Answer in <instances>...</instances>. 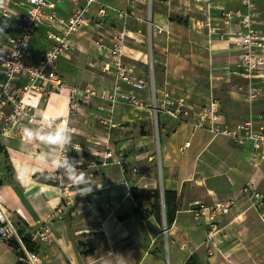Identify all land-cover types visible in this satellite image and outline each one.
I'll return each instance as SVG.
<instances>
[{"label": "crops", "instance_id": "1", "mask_svg": "<svg viewBox=\"0 0 264 264\" xmlns=\"http://www.w3.org/2000/svg\"><path fill=\"white\" fill-rule=\"evenodd\" d=\"M102 1L114 8L124 6V0L121 4ZM213 1L225 11L241 8L240 0ZM69 7L66 0L59 6V13L66 16ZM139 8V15L144 17V4ZM171 14L182 18L175 16L181 20H173ZM212 14L221 12L215 10ZM113 18L116 19L109 12L106 21L96 22L86 33L73 35L72 52L62 57L59 65V74L67 83L111 88L113 74L102 71L106 55L92 40L101 24L113 31L120 29L121 21L113 22ZM150 18L163 32L152 29L149 51L144 44L147 36L143 22L130 19L126 24L130 38L123 60L131 75L143 80L151 76L159 97L163 92L174 98L183 97L193 111L214 98L220 103L219 112L226 124L251 119L256 129L264 133V82L247 81L240 76V51L227 40L229 33L240 29L238 20L223 26L218 33H225L221 39L199 29L201 12L192 0H172L169 5L154 0ZM44 41V31L39 29L33 44L41 47ZM20 82L24 83V79ZM255 88L261 94L248 101L247 93ZM139 96L150 101L148 92ZM9 112L7 108L6 113ZM153 115L149 106L139 109L118 103L112 120L121 126L120 131L113 133L96 123L85 106H71L67 92L51 93L41 101L38 116L42 121L47 123L54 118L69 123L71 133L85 139L84 147L90 156H98L94 166L93 160L78 166L93 184L92 192L86 196L76 194V189L50 162L42 163L41 154L53 151L49 146H38L42 153L35 155L25 147L31 144L0 135L1 193L7 211L24 234L31 237L46 230L50 235L47 242L39 237L31 240L37 248L38 264H189L193 256L198 258L197 264H221L224 259L232 264H264V161L250 166L249 144L238 145L225 136L213 137L205 130H195L191 125L194 117L177 121L161 114L158 174L153 169ZM10 129L6 133L11 134ZM117 135L123 139L121 148L129 146L132 138L140 148L122 154V168L114 158L102 165L106 147L96 146L95 141L108 139V148L116 151L111 140ZM186 142L189 145L183 147ZM3 166H10V171L3 170ZM135 168L137 171L133 172ZM36 174L45 182L33 180ZM160 187L162 193L176 192L170 226L163 225L162 218L157 220L150 209L147 212L143 203L145 213L120 218L138 206L132 188ZM229 199L235 200L231 213L218 216L214 226L194 218L196 203L210 206ZM89 238L94 242L102 239L103 246L95 254L81 253L80 240ZM18 260L13 248L0 241V264H16Z\"/></svg>", "mask_w": 264, "mask_h": 264}, {"label": "built area", "instance_id": "2", "mask_svg": "<svg viewBox=\"0 0 264 264\" xmlns=\"http://www.w3.org/2000/svg\"><path fill=\"white\" fill-rule=\"evenodd\" d=\"M65 1L0 0V70L3 75L0 81V135H6V130L16 124L17 118L23 120L21 114L26 109H36L51 93L67 92L71 106L95 100L108 102L109 117L101 119L100 123L110 129L118 128V124L110 117L118 103H126L139 109L149 106L154 110L155 117L157 113L177 121L194 117L191 125L195 130H205L213 137L225 136L238 145L249 144L251 148L247 162L250 166L264 161V133L256 129L251 119L226 124L219 112L220 103L216 99H210L208 104L193 111L183 97L174 98L165 92L159 97L151 76L149 80H143L131 75L123 60L126 43L130 38L126 24L130 19L146 22V18L139 15V5L146 6V14L150 17L153 0H124L122 8L111 7L102 0H67L70 7L68 14L63 16L59 13V6ZM162 1L169 5L172 0ZM192 1L199 5L201 12L198 27L209 36L216 34L222 39L225 33H218L223 26L229 25L234 19L238 20L240 29L229 33L227 40L234 49L240 51L237 64L239 74L247 81L264 82V29L261 28L264 27V18H261L264 0H240L241 8L236 11H225L213 0ZM215 10L221 14L213 15ZM109 12L121 21L120 29L113 31L105 25L104 34L95 35L92 43L106 55L107 61L103 64L102 71L113 74L111 88L92 85L81 88L67 83L59 74V65L62 57L72 52L73 35L86 33L96 22L105 20ZM147 24L148 34L151 35L153 28L163 32L151 20ZM39 29L44 31L45 43L41 47L33 44ZM21 79H24V83L20 82ZM145 92L149 93V102L139 96V93ZM260 94L259 88L249 90L246 99L253 101ZM7 108H10V113H6ZM108 145L107 139L102 165H107L114 158L117 159L115 163L122 168V154L109 149ZM188 145L186 142L183 147ZM78 161V165H83L81 160ZM94 165L91 162V166ZM136 171L135 168L133 172ZM1 187L0 168V241L6 245L13 240L17 241L28 264H38L37 253L28 251L21 241L7 211ZM196 204L194 218L214 226L218 216L231 213L235 200L229 199L210 206ZM35 237L50 241L46 230L30 238L33 241ZM221 264L232 263L224 259Z\"/></svg>", "mask_w": 264, "mask_h": 264}, {"label": "rangeland", "instance_id": "3", "mask_svg": "<svg viewBox=\"0 0 264 264\" xmlns=\"http://www.w3.org/2000/svg\"><path fill=\"white\" fill-rule=\"evenodd\" d=\"M110 1V3H116V4H121L122 3V0H108ZM111 3V4H112ZM154 3V0L152 2V4ZM144 9H145V16L144 18H146V22H143L142 23V28H143V31L144 33L146 34V39H144V44H145V47L147 48V50L149 51L150 50V34H148V24L147 22L149 20H151V18L149 17L147 13V8L146 6L144 5ZM171 16L173 18H176L178 19L177 17L175 16H178L176 14H171ZM149 17V18H148ZM180 18H182L181 16H178ZM114 20V21H113ZM113 22H115L116 20H119L118 18L114 19L113 18ZM120 22V20H119ZM121 24V23H120ZM128 25V23H127ZM132 26H135V23H131ZM112 28L115 27V24L113 25H110ZM119 26V24H118ZM106 27H104L102 24L97 26V31L96 33H101V34H104V29ZM146 29H147V33H146ZM86 86V85H85ZM85 86H79L81 88L85 87ZM41 104V102H40ZM83 106L86 107L87 109V112H90L92 113V119L96 121V123L100 124L105 131H109V132H118L120 131V128H108L107 126H105L104 124L100 123V120L103 119V118H106V117H109V114H108V107H109V103L106 102V101H102V100H95V101H91V102H86V103H78ZM101 107V108H99ZM78 108V107H77ZM38 109L39 107H37L36 109H32V108H29V109H26L25 111H23V113L21 114V119L23 120H20V118H17L16 119V124L13 125V127H11L10 130H12L9 134V133H6V136L8 137H14L15 139H18L19 141H23L25 142L24 138H23V135H22V129L24 127H32V128H37V127H41V126H44L46 124V122L42 121L41 118H39L38 116ZM10 113V112H9ZM85 115V114H83ZM112 115L113 113H111L110 117L112 118ZM161 113H157V116L155 117V115H153V119L151 120V130H152V147H153V153H154V156H155V159H154V166H153V169L154 171H157L158 174L160 172V164L158 162L159 160V142H160V117ZM114 121V120H113ZM115 123H117L116 121H114ZM9 124V122H8ZM118 124V123H117ZM68 126L70 128V124L68 123ZM121 125L118 124V127H120ZM9 127V126H8ZM81 130H84V127L81 126L80 127ZM71 129V128H70ZM111 130V131H110ZM7 131V130H6ZM72 131V130H71ZM136 132V131H134ZM21 133V134H20ZM10 135V136H9ZM101 141V143H96V141ZM105 139H96L95 141V145L96 146H99V147H102V149H104L106 146H104V143L105 141H103ZM111 140V139H110ZM123 139H118V135H117V138L116 139H112L111 143L114 144V148H116V153H121V154H125V152L129 153V152H132V151H135L136 149H139L140 146H137L136 145V139L132 138L131 141H130V144L129 146L127 147H123L121 148V143ZM85 139L83 138H79V137H75L74 134H72V145L66 149V151L68 152V155L73 158L76 157L78 159H76V161L78 160H81L83 162V165L87 164L90 160H93L94 163H96V159H98V156H90V153H88L87 149L84 147L86 146L85 144ZM92 142V141H91ZM93 143V142H92ZM38 146H45L43 144H40L38 142H33L31 143V145H26L25 147L33 152V154L37 155V154H40L42 153L41 149L38 147ZM127 149V150H126ZM141 151V149H140ZM84 154L87 155V158L84 159ZM83 165H78L80 167H83ZM2 169H6V172H9L10 171V166H3ZM44 180H46L45 178H42ZM156 193V195H158V191H161L159 192L160 193V198H159V201H160V204H161V218H162V221H163V225H165L166 223V215H165V208L163 206V193H162V188L160 187L159 190L158 189H155V190H146V192H142V193H138V198L136 200H138V202H141V204L143 203L144 205H146V208L147 211L150 209L149 207H151L153 205V194H151L150 192H154ZM3 197V196H2ZM5 201V200H4ZM99 207V206H98ZM101 208V207H100ZM13 224L15 226V228L17 230H19L20 228H18L17 224L13 221ZM9 246V245H8ZM103 246V242H102V239L99 238L97 241H93L91 238L89 239H81L80 242H79V247H80V250H81V253L83 254H87L89 253V251L92 253V254H95V251L96 250H101L100 248H102ZM16 255V253H15ZM197 260L198 258L196 256H193L191 258V260L188 262L189 264H197ZM25 264H28L27 261L23 260Z\"/></svg>", "mask_w": 264, "mask_h": 264}, {"label": "clouds", "instance_id": "4", "mask_svg": "<svg viewBox=\"0 0 264 264\" xmlns=\"http://www.w3.org/2000/svg\"><path fill=\"white\" fill-rule=\"evenodd\" d=\"M22 135L25 143L38 142L49 146L51 154L42 153V163H51L56 172L76 189V194L86 196L93 190V184L87 174L78 167L79 161L71 159L66 149L72 145V133L66 122H57L54 118L41 127H24Z\"/></svg>", "mask_w": 264, "mask_h": 264}, {"label": "trees", "instance_id": "5", "mask_svg": "<svg viewBox=\"0 0 264 264\" xmlns=\"http://www.w3.org/2000/svg\"><path fill=\"white\" fill-rule=\"evenodd\" d=\"M174 19H176V18H173V20ZM177 20L180 21L181 19H177ZM32 178H33V180H36L39 182H45L39 174L34 175ZM46 182H52V181L48 180ZM131 192L133 194V198L136 200L138 198V193L146 192V190H139L137 188H132ZM150 193L153 194V205L150 207L149 213H152L155 216V218L160 221L161 220V204L159 201V198L161 197L160 193H159V191L157 193L158 195H156L155 191L150 192ZM175 199H176V192L175 191L165 190L163 192V206L165 208L166 224L168 226H170L174 220ZM136 201H138V200H136ZM141 205H142L141 202H138V206L135 209H133L130 213L122 215L120 218H125V217H128V216L135 214V213H140V212L145 213L147 210L146 211L143 210L141 208L142 207ZM17 231H18V233L21 237V241L25 245L26 249L30 252H36L37 248L34 245V243H32L30 236L24 234L23 230H21V229H19ZM9 246H11L13 248L17 257H19V260L17 261L16 264H25L23 261V260L26 261L25 253L21 250L19 243L17 241L13 240V241H11ZM87 254H91V252L89 251V253H87Z\"/></svg>", "mask_w": 264, "mask_h": 264}]
</instances>
